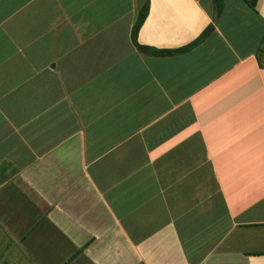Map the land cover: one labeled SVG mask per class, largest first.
<instances>
[{"label": "crops", "instance_id": "0c3cea01", "mask_svg": "<svg viewBox=\"0 0 264 264\" xmlns=\"http://www.w3.org/2000/svg\"><path fill=\"white\" fill-rule=\"evenodd\" d=\"M215 1L0 0V264H264V0Z\"/></svg>", "mask_w": 264, "mask_h": 264}, {"label": "trees", "instance_id": "16d2710c", "mask_svg": "<svg viewBox=\"0 0 264 264\" xmlns=\"http://www.w3.org/2000/svg\"><path fill=\"white\" fill-rule=\"evenodd\" d=\"M222 12V4L220 3L219 0H216L214 2V14L216 17L220 16ZM147 15V7H145L144 10H142L140 12V15H139V19H138V22L136 24V26L134 27L133 29V34H132V40L134 42V44L138 47V49H140L141 51H144V52H149L150 54H153V55H160L161 53L159 52H154V51H149L148 49H144L140 46H138V44L136 43V36H137V32L142 24V22L144 21L145 17ZM212 32V27H209L203 34L202 36L195 42V44L201 42L206 36H208L210 33ZM183 50H180V51H177V52H174V53H178V52H182ZM165 54H171V53H165Z\"/></svg>", "mask_w": 264, "mask_h": 264}]
</instances>
